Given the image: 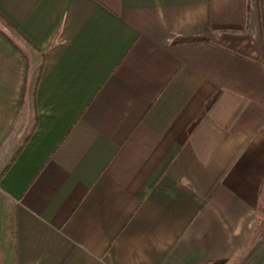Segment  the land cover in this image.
Returning a JSON list of instances; mask_svg holds the SVG:
<instances>
[{
  "label": "crops",
  "instance_id": "1",
  "mask_svg": "<svg viewBox=\"0 0 264 264\" xmlns=\"http://www.w3.org/2000/svg\"><path fill=\"white\" fill-rule=\"evenodd\" d=\"M263 212L264 0H0V264H263Z\"/></svg>",
  "mask_w": 264,
  "mask_h": 264
},
{
  "label": "rangeland",
  "instance_id": "2",
  "mask_svg": "<svg viewBox=\"0 0 264 264\" xmlns=\"http://www.w3.org/2000/svg\"><path fill=\"white\" fill-rule=\"evenodd\" d=\"M25 134H26V131L24 132V135H23V139H24V136H25ZM262 214H264V212L262 213ZM260 217H263L264 218V216L263 215H261ZM258 220H259V218H258ZM253 227H254V225H253ZM250 236H252V234L250 235ZM242 251V249L240 250V252ZM237 255V254H236ZM231 262H233V261H231ZM226 264V263H225Z\"/></svg>",
  "mask_w": 264,
  "mask_h": 264
},
{
  "label": "trees",
  "instance_id": "3",
  "mask_svg": "<svg viewBox=\"0 0 264 264\" xmlns=\"http://www.w3.org/2000/svg\"><path fill=\"white\" fill-rule=\"evenodd\" d=\"M259 217H260V216H259ZM258 225H260V224H257V226H258ZM231 261H233V259H232ZM228 264H233V262H232V263H229V262H228ZM263 264H264V263H263Z\"/></svg>",
  "mask_w": 264,
  "mask_h": 264
}]
</instances>
